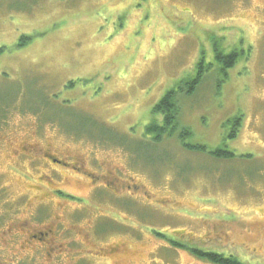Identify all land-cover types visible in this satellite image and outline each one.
Returning a JSON list of instances; mask_svg holds the SVG:
<instances>
[{
	"label": "rangeland",
	"instance_id": "1",
	"mask_svg": "<svg viewBox=\"0 0 264 264\" xmlns=\"http://www.w3.org/2000/svg\"><path fill=\"white\" fill-rule=\"evenodd\" d=\"M213 37L251 54L219 95L211 75L182 98L180 124L190 144H224L234 159L187 152L177 136L134 155L93 133L98 124L142 140L154 106L203 53L212 61ZM0 49V104L12 106L0 124L7 239L14 220L38 221L15 230L18 247L0 234V264H208L191 248L264 264V0H0ZM44 154L85 170L49 166ZM56 225L64 250H51L54 236L32 245Z\"/></svg>",
	"mask_w": 264,
	"mask_h": 264
},
{
	"label": "trees",
	"instance_id": "2",
	"mask_svg": "<svg viewBox=\"0 0 264 264\" xmlns=\"http://www.w3.org/2000/svg\"><path fill=\"white\" fill-rule=\"evenodd\" d=\"M29 40L30 39L25 37L22 38L21 43L17 45V48L25 47ZM222 41V39L213 37L212 61L207 62L205 53H203L201 59L196 65L195 74L179 82L174 89L168 91L159 101V103L154 106L152 110L154 119L145 126L142 140L139 139L135 142H132L129 139V136L121 137L118 136L114 131H104L103 126L99 127L98 124H91L92 127L95 128V131H93V133L96 134L101 129L100 131L102 132L103 137L111 139L110 141H113L112 143L114 144H117L118 142L117 145L119 147L125 148L127 152L134 155H138L139 153L156 154V152L161 149L155 148L156 146L160 145L166 138L177 136L178 140L181 142L182 147L187 152L207 155L208 157L215 159V161H226L234 159V153L229 151L224 144L222 145V147L216 148L215 150H210L205 145L190 144L188 141L193 137L192 131L180 124L182 98L193 97L197 93L198 89L202 86V84L206 81V79L211 75L213 76V79L215 77V90L217 95H219L222 86L229 79V71L237 66L242 60L249 59L251 52L250 50L245 52V50L241 47V43H239L240 47L236 46L231 51L226 52L225 49L222 48ZM1 53H3V49H0V54ZM11 107L12 106L0 104V124L6 122V119L8 118L7 114ZM39 110L42 111V109ZM64 110L67 109L62 108V110H59L60 117L62 116V114H68V111ZM68 115L70 116V113ZM79 117L81 118H79V125L81 126L83 123V117L82 115H79ZM158 117L161 118V121H158ZM89 120L90 117H88V120H86L90 124ZM241 121L242 115H239L238 117H234L232 118V120H229L227 122L224 127L228 126L229 132L228 134L226 133L225 141L236 139L241 127ZM156 149L158 150L156 151ZM138 157L146 161L144 157ZM247 157L250 158L251 156ZM147 159L150 160V157H147ZM157 159L163 161L159 156L157 157ZM152 162H154V160L149 161V163ZM253 173L254 172H250V175H252ZM167 242L172 245V247L174 246L176 248H184L183 245L178 244L174 239H172V241L167 240ZM187 251H189L195 258L205 261L208 264H244L234 256L226 257L224 254H220L215 251L199 250L196 248H191Z\"/></svg>",
	"mask_w": 264,
	"mask_h": 264
},
{
	"label": "flooded vegetation",
	"instance_id": "3",
	"mask_svg": "<svg viewBox=\"0 0 264 264\" xmlns=\"http://www.w3.org/2000/svg\"><path fill=\"white\" fill-rule=\"evenodd\" d=\"M7 140L4 139L3 137H0V143H4L6 142ZM1 146V145H0ZM33 147L32 146H29V148H23V152H24V158H29L32 156L33 154ZM31 154V155H29ZM44 160L47 162V164L49 166L51 165H54V166H59L61 168H69L71 167L72 171L73 172H76L78 173L81 170H85L84 168L82 169L80 167V169L75 166V163L73 164H70L68 163L67 161H64L62 159H58L56 157H54L53 155H50V154H44ZM84 166V165H83ZM95 179V178H94ZM96 180V179H95ZM99 181V180H98ZM107 188H109V186L107 184H104ZM129 188V187H128ZM55 192H57V194L61 195L62 197L61 198H69V199H75L74 197L72 196H67V194H64L61 190H56ZM114 194V193H112ZM111 195V194H110ZM38 223V221L35 219L34 216H30V219L27 221L26 224H21V220H14L13 224L9 226V230L10 231H14V233H12L9 238L7 239V228H6V219L4 216L0 215V228H1V236L3 237L4 241H6L7 243H11L13 245H17L16 247H18V245H21L22 243H20V239H21V235H19L18 233L15 232L18 231L19 229H22V228H25V230H28V231H33L34 229L32 227H34L36 224ZM60 228V226L56 225L55 227V230H50L48 232H38L37 234H31L30 235V240L32 242V245H34L35 247H41L42 249V246H44L47 241L54 236V248H52L51 250H64L62 247H58L57 249H55V241H56V237H57V234H58V229ZM101 228V227H100ZM102 229H100L101 231ZM96 231L98 233L99 232V228H96ZM101 234V233H100ZM16 249V248H15ZM55 252V251H54Z\"/></svg>",
	"mask_w": 264,
	"mask_h": 264
}]
</instances>
